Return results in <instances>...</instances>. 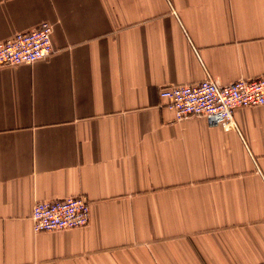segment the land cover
<instances>
[{"label": "crops", "instance_id": "crops-1", "mask_svg": "<svg viewBox=\"0 0 264 264\" xmlns=\"http://www.w3.org/2000/svg\"><path fill=\"white\" fill-rule=\"evenodd\" d=\"M0 264H264V106L175 120L165 86L264 76V0H0ZM85 197L81 229L33 206Z\"/></svg>", "mask_w": 264, "mask_h": 264}, {"label": "built area", "instance_id": "built-area-1", "mask_svg": "<svg viewBox=\"0 0 264 264\" xmlns=\"http://www.w3.org/2000/svg\"><path fill=\"white\" fill-rule=\"evenodd\" d=\"M52 27L43 22L33 30L14 34L0 42V68L31 65L52 52ZM159 97L175 120L204 117L229 126L237 108L264 106V76L218 85L207 77L199 83L160 88ZM90 205L85 197L36 203L30 220L35 233L81 229L89 222Z\"/></svg>", "mask_w": 264, "mask_h": 264}, {"label": "bare ground", "instance_id": "bare-ground-1", "mask_svg": "<svg viewBox=\"0 0 264 264\" xmlns=\"http://www.w3.org/2000/svg\"><path fill=\"white\" fill-rule=\"evenodd\" d=\"M89 215H90V211H89ZM63 231V230H62ZM35 233V232H34Z\"/></svg>", "mask_w": 264, "mask_h": 264}]
</instances>
